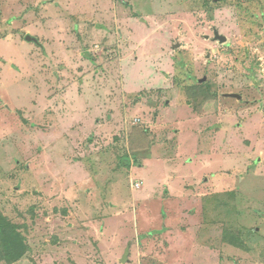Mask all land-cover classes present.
<instances>
[{
	"label": "rangeland",
	"instance_id": "rangeland-1",
	"mask_svg": "<svg viewBox=\"0 0 264 264\" xmlns=\"http://www.w3.org/2000/svg\"><path fill=\"white\" fill-rule=\"evenodd\" d=\"M0 210L13 264H264V0H0Z\"/></svg>",
	"mask_w": 264,
	"mask_h": 264
},
{
	"label": "trees",
	"instance_id": "trees-1",
	"mask_svg": "<svg viewBox=\"0 0 264 264\" xmlns=\"http://www.w3.org/2000/svg\"><path fill=\"white\" fill-rule=\"evenodd\" d=\"M30 250L20 226L0 210V260L13 264L24 258Z\"/></svg>",
	"mask_w": 264,
	"mask_h": 264
},
{
	"label": "water",
	"instance_id": "water-1",
	"mask_svg": "<svg viewBox=\"0 0 264 264\" xmlns=\"http://www.w3.org/2000/svg\"><path fill=\"white\" fill-rule=\"evenodd\" d=\"M216 37H217V39H219L222 43L227 42V37H225V36H223V35H221V34H219V33L216 34ZM29 40H31V41H36L37 39H36V38H33V37H29Z\"/></svg>",
	"mask_w": 264,
	"mask_h": 264
}]
</instances>
